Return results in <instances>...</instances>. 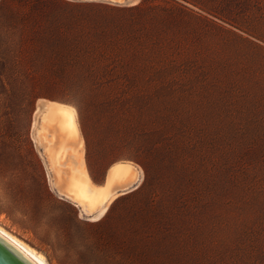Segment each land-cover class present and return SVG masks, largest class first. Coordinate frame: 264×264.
Masks as SVG:
<instances>
[{
  "label": "rangeland",
  "instance_id": "374dc122",
  "mask_svg": "<svg viewBox=\"0 0 264 264\" xmlns=\"http://www.w3.org/2000/svg\"><path fill=\"white\" fill-rule=\"evenodd\" d=\"M46 101L78 137L38 142ZM46 147L65 186L140 181L84 219ZM0 226L48 264H264V0H0Z\"/></svg>",
  "mask_w": 264,
  "mask_h": 264
},
{
  "label": "bare ground",
  "instance_id": "6f19581e",
  "mask_svg": "<svg viewBox=\"0 0 264 264\" xmlns=\"http://www.w3.org/2000/svg\"><path fill=\"white\" fill-rule=\"evenodd\" d=\"M135 5V0H123L122 3L116 5ZM36 118L33 124V132L38 142L43 141V131L50 123L58 120L62 124V129L68 134L78 137V129L76 124L75 112L72 108L61 104H55L49 101L43 103L38 107ZM45 159L47 166L55 174L54 187L57 193L62 195L65 199L71 201L79 206L81 214L84 217L90 218L91 221H99L102 219L109 210L111 203L119 194L130 191L139 183L141 173L138 169L130 164H117L113 168L111 174L112 183H120L122 190L111 189L108 187L103 188H90L84 184L74 182L70 185H63L62 179L58 170V156L49 148H45ZM102 215H98L101 214ZM0 236L14 245L24 256H26L34 264H48L46 257L25 243L22 239L13 235L2 226H0Z\"/></svg>",
  "mask_w": 264,
  "mask_h": 264
},
{
  "label": "water",
  "instance_id": "95a60500",
  "mask_svg": "<svg viewBox=\"0 0 264 264\" xmlns=\"http://www.w3.org/2000/svg\"><path fill=\"white\" fill-rule=\"evenodd\" d=\"M84 219L90 220L88 217ZM0 264H34L14 245L0 236Z\"/></svg>",
  "mask_w": 264,
  "mask_h": 264
},
{
  "label": "snow or ice",
  "instance_id": "6c2138e0",
  "mask_svg": "<svg viewBox=\"0 0 264 264\" xmlns=\"http://www.w3.org/2000/svg\"><path fill=\"white\" fill-rule=\"evenodd\" d=\"M89 2H91V0H89ZM103 2L106 3V4H112V5H115V4H117V3H122L123 0H103ZM135 2H136V3H139V0H135ZM98 215H102V213H101V214H98Z\"/></svg>",
  "mask_w": 264,
  "mask_h": 264
}]
</instances>
